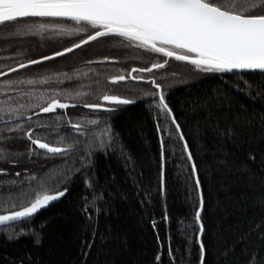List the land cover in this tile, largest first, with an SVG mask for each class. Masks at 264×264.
<instances>
[{
    "label": "trees",
    "instance_id": "1",
    "mask_svg": "<svg viewBox=\"0 0 264 264\" xmlns=\"http://www.w3.org/2000/svg\"><path fill=\"white\" fill-rule=\"evenodd\" d=\"M35 22L49 21L36 18ZM63 23L76 26L74 22ZM17 26L11 23L0 26V36L14 32ZM87 34L44 32L0 40V53L14 52L23 57L0 59V70H7V66L13 67L27 58L70 47ZM120 40L124 39L114 35L100 37L63 57L19 70L18 74L27 71H33L32 75L60 74L59 80L61 77L65 80L66 73L68 77H79V85L73 86L77 87L74 92L79 91L81 95L68 101L77 106L69 107L66 115L57 109L56 114H39L38 117L32 116L31 120L27 116L21 118L25 121V132L31 125L34 126V136L45 142L58 147H63L65 142L73 144V150L63 155H45L33 145L36 153L29 156L26 136L8 133L4 120H0V135L12 137L6 143L10 146L12 159L18 160V163L0 161V168L7 170L0 173V214L5 212L3 202L16 196L17 188L21 187L19 181L27 184L30 174L45 173L51 184L58 169L79 168L80 171L59 185L60 188H69L65 197L34 214L29 223L20 225L26 230L39 232L40 244H35L29 234L9 240L7 236L12 234L11 229L0 225V264H199V226L194 219L199 197L192 161L179 138V130L157 106L158 95H144L145 92L158 93L157 89L150 81L127 80L119 88L128 90V93L118 95L133 99L143 95L145 99L120 105L114 112H96L82 106L84 102H96L103 91L97 90L94 92L98 93L97 96L91 97L88 92L91 86L87 83L90 74L95 73L99 79L106 78L124 65L126 69L130 64L138 68L149 67L154 61L151 53L145 50L130 56L131 49L119 45ZM105 56L124 61L119 63L121 66L111 62H92ZM70 59L73 62L60 69L40 70ZM142 75H154L162 85L166 101L181 124L198 166L195 172L205 196L202 219L206 230L202 238L207 247L206 264H243V250L261 244L257 232L239 242L237 237L247 233L250 221L258 222L264 217V206L257 202L264 194V140L259 134L260 118L264 116V95H249L246 90H238L233 85H243L244 81L254 86L264 85V73H214L191 82L173 74L167 67ZM101 80L92 86L93 89L109 86L108 82ZM68 85L52 82L51 86L68 88ZM4 99L5 96L0 95V100ZM204 99L210 100V107L198 108ZM72 111L82 112L84 115L80 117L85 120L73 119ZM57 114L62 117L59 122ZM237 115L242 121L250 118L252 122L251 130L248 125L244 126V141L234 142L218 136L213 127L217 118L223 126ZM66 118L72 123L85 125L87 132H75L65 125ZM91 120L97 123L92 124ZM106 123L111 132L105 127ZM111 133L115 135L110 141ZM102 142L111 146L102 148ZM89 150L93 153L89 157L91 164L82 167L81 157L87 156ZM250 150L255 159L249 158ZM17 172L20 177H16ZM85 173L93 182L95 192L87 188ZM10 180L17 183L9 184ZM96 194H101L102 198L93 204L92 197ZM85 197L89 200L90 216L82 211ZM153 220L156 221L155 227ZM234 242L235 248L226 260L222 253ZM158 255L159 261L156 260Z\"/></svg>",
    "mask_w": 264,
    "mask_h": 264
},
{
    "label": "snow or ice",
    "instance_id": "2",
    "mask_svg": "<svg viewBox=\"0 0 264 264\" xmlns=\"http://www.w3.org/2000/svg\"><path fill=\"white\" fill-rule=\"evenodd\" d=\"M36 18L49 22H35ZM27 20L33 22L25 23L24 21ZM63 21L74 22L76 27L68 28ZM9 23L18 26L14 32L0 36V40L42 34L49 30H60L55 32L57 35L64 32L88 33L78 42L72 43L70 47H63L62 50L53 51L37 58H27L26 62H17L15 67L7 66V71L0 70V76L6 77L2 82L3 86L0 87V95L5 96L4 100H0V120H4L5 130L8 133H19L21 137H27L30 142L27 149L29 156L36 153V149L31 145L38 146L40 150H46L44 154L52 156L63 155L73 150L74 145L65 142L63 147H58L45 142L44 139L34 136V128L31 125L25 132V121L21 118L27 116L31 120L32 116L38 117L40 113L56 114L57 109L67 110L70 106L75 107L77 106L75 103L70 104L68 101L75 100L81 93L70 91L66 87L51 86L52 76L18 74L19 70L63 57L100 37L114 35L124 38L130 46L164 54L169 58L175 57L178 61L190 62L197 70L203 72L228 73L236 70L241 72L259 70L264 73V0H229L228 3H225L224 0H0V26ZM116 59L108 56L102 58L104 62ZM166 64L167 60L163 63L153 62L150 67H133L130 74H116L106 79L112 83L147 79L155 86V89L160 90L158 93L145 92L144 95L152 97L158 95L157 106L164 111L166 118H171L175 129L179 130V138L183 140L187 157L192 161L191 169L196 171L198 166L193 160L181 124L172 107L166 101L162 85L157 82L154 75H142L143 73H152L154 69L164 68ZM120 71L125 72L124 69ZM9 73L16 75L7 78ZM54 75L58 77L60 74ZM64 79L71 81L74 77H68L65 74ZM55 83L60 85L64 81L57 79ZM93 83H99V80L97 79ZM233 87L238 90H246L249 95L253 93L255 96L264 95V85L254 86L252 83L244 81L243 85L237 83ZM99 99L104 102H112L114 107H106L105 103L100 102H84L82 106L96 112H114L120 105H130L136 102L133 98L106 92L100 95ZM197 107L208 109L210 100L204 99ZM61 119L62 117L57 114V122ZM260 119L259 134L261 140H264V116ZM90 122L97 123L96 120ZM67 123L79 134L87 132L81 123L73 124L70 118ZM251 123L250 118L242 121L237 115L227 120L223 126L217 118L213 127L221 138L243 142L246 136L244 126L248 125L251 130ZM105 127L111 132L110 125L106 123ZM157 127L159 128V124ZM114 135V133L109 135L110 141ZM11 138L0 135V161L18 163V160L12 159L10 146L6 143ZM61 142H63L62 138ZM161 145L163 146V137H161ZM107 146L111 145L107 142L100 144L102 148ZM15 155L19 156L22 153H15ZM92 155L93 153L89 150L87 156L81 157L82 167L91 164L89 157ZM249 158L255 159L251 150ZM79 171V168L58 169L51 184L45 173L30 174L27 177V184L20 180L21 187L17 188L16 196L3 202L5 212L0 214V225L6 226L12 232L7 238L12 240L29 234L34 238L35 244H40L42 241L39 232L26 230L20 225L29 223L41 208L65 197L69 188H60L59 185L69 181L72 175ZM6 172V169L0 168V173ZM15 175L20 177L21 174L17 172ZM84 178L87 188L95 192L93 182L87 179L86 173ZM8 183L16 184L17 181L10 180ZM52 185L56 187L54 188ZM195 185L198 188L199 197L198 207L194 213L195 222L199 226V264H206L207 247L202 238L206 230L202 219V213L205 211V196L203 189L200 188L199 175L195 178ZM101 198V194L93 195L91 203L94 204L97 199ZM257 202L264 206V194H261ZM82 211L86 216H90L87 197L84 198ZM152 224L155 227L156 221L153 220ZM250 225L247 233L237 237V242L245 240L248 235L257 232L261 244L256 247H246L243 250V264H264V217L258 222L250 221ZM234 248L235 242L224 249L222 255L226 260ZM156 260H160L159 255Z\"/></svg>",
    "mask_w": 264,
    "mask_h": 264
},
{
    "label": "rangeland",
    "instance_id": "3",
    "mask_svg": "<svg viewBox=\"0 0 264 264\" xmlns=\"http://www.w3.org/2000/svg\"><path fill=\"white\" fill-rule=\"evenodd\" d=\"M41 23V22H40ZM66 27H68V28H71V29H74L76 26H74V25H67L66 24ZM60 30H49V31H45V32H51V33H55V32H59ZM44 33V32H43ZM65 33H69V32H64L63 34H65ZM37 35V34H36ZM119 45L121 44V46L122 45H124L123 47H126V46H128L130 49H131V54L132 55H130V56H134L135 55V53L134 52H140V51H144L145 49H141V48H137V47H134V46H130L129 45V43L126 41V40H120V43H118ZM146 52H148V53H151L150 55H152L153 56V58H154V61L153 62H164V57L162 56V55H160L159 53H153V52H151L150 50H145ZM157 54V55H156ZM129 56V57H130ZM11 58H23L22 56H20V55H17L16 53H14V52H7V53H0V59H2V60H7V59H11ZM19 62H26V60H22V61H19ZM71 62H73V60L72 59H70V60H62V61H58V62H56L54 65H52V66H45V67H42V68H40V70H42V72H49L51 69H60V68H62V67H64V66H68V65H66V64H71ZM152 62V63H153ZM119 65V64H118ZM151 65V64H150ZM16 65H14L13 67H15ZM120 66H121V64H120ZM166 67L173 73V74H175V75H178V76H181V77H183L184 79H186L187 81H195V80H198V79H200V78H203V77H205V76H207V75H210V74H213V73H210L209 74V72H203V71H201V70H197L196 68H195V66L194 65H192V64H190V63H186V62H181V61H178V60H175V59H172V58H170V60L169 61H167V64H166ZM131 68H133V66L130 64L129 65V67L126 69V65H124V67H122V69H124L125 70V72H121L120 70L121 69H118L117 71H114V72H112L110 75H107V77H110V76H112V75H116V74H119V73H121V74H130V70H131ZM138 68V67H137ZM130 69V70H129ZM21 70V69H20ZM4 71H7V70H4ZM34 71H38V70H34ZM156 71V70H155ZM32 72L33 71H27V72H21L20 74H28V75H32ZM39 72V71H38ZM11 74H13V73H9L8 74V76L9 75H11ZM67 74V73H66ZM46 76H52V81L53 82H55L57 79H58V77L57 76H54V75H51V74H48V75H46ZM74 77V79L73 80H71V81H66V80H63V77H61V80L62 81H64V83H68V84H70V85H68V89L70 90V91H73L74 92V90L77 88V87H75V86H78L79 84H78V82H79V80H78V78L79 77H75V76H73ZM88 78H89V82H87L88 83V85L89 86H91V88H89L90 90L88 91L90 94H92L91 95V97H94V96H97V94L96 93H94V92H96L97 90H99V91H102V90H104V89H106V88H101V89H93V87L92 86H94L96 83H93V81H95V80H97V79H99V77L98 76H96V74L95 73H93V74H90L89 76H87ZM86 77V78H87ZM106 77V78H107ZM3 78H5V77H1L0 78V87H2L3 85H2V82L6 79H3ZM12 78V77H11ZM85 78V79H86ZM106 78H100V79H102L101 81L103 82L104 81V83H107V79ZM2 79V80H1ZM99 79V80H100ZM126 82V81H125ZM136 82V81H135ZM138 82V81H137ZM63 83V84H64ZM101 83V82H100ZM103 84V83H102ZM73 85H75V86H73ZM97 85V84H96ZM95 85V86H96ZM101 86V84L99 85V87ZM105 87V86H104ZM118 89H116V90H118V91H120L121 93H128V90L126 91V89H120L119 87H117ZM84 90H86V88L84 89ZM115 90V91H116ZM98 92V91H97ZM111 92H113V91H111ZM101 93H103V92H101ZM114 93H116V92H114ZM120 93V94H121ZM143 96V95H142ZM136 97V99L135 100H143V99H145V97ZM72 128V127H71Z\"/></svg>",
    "mask_w": 264,
    "mask_h": 264
},
{
    "label": "flooded vegetation",
    "instance_id": "4",
    "mask_svg": "<svg viewBox=\"0 0 264 264\" xmlns=\"http://www.w3.org/2000/svg\"><path fill=\"white\" fill-rule=\"evenodd\" d=\"M164 57V61L165 60H167V61H169L170 59H167L165 56H163ZM124 61V59H116V60H110V61H107V62H111V63H117V64H119V63H121V62H123ZM101 63H105V62H101ZM120 65V64H119ZM119 74H121V73H119ZM127 81V80H126ZM144 81H146V82H148L149 80H144ZM108 82V84H109V86L106 88V89H104L102 92L103 93H107V94H120L121 92L120 91H118V90H116V89H118L117 87H121L124 83H125V81H122V82H117V83H112V82H110L109 80L107 81ZM138 82H141V81H138ZM116 90V91H115ZM111 91H113V92H111ZM114 92H116V93H114ZM103 93H101L100 95H102ZM122 94V93H121ZM99 95V96H100ZM96 102H100V103H105L106 104V107H109V108H111V107H114V104H109V103H106V102H104V101H102L101 99H99V97H98V99L96 100ZM66 111L67 110H63V114L64 115H66ZM70 115H71V117L73 118V119H84L85 120V117H80V116H83L84 114L82 113V112H77V111H72V112H70ZM68 120V118H66V121ZM73 124H75V123H73ZM65 125H67V126H70L71 127V125H69L68 123H65ZM83 125V124H82ZM84 127H86L85 125H83ZM33 128H34V126H33ZM27 138V137H26ZM28 140V139H27ZM29 146H30V142H29ZM31 147H33L34 148V146L33 145H31Z\"/></svg>",
    "mask_w": 264,
    "mask_h": 264
},
{
    "label": "water",
    "instance_id": "5",
    "mask_svg": "<svg viewBox=\"0 0 264 264\" xmlns=\"http://www.w3.org/2000/svg\"><path fill=\"white\" fill-rule=\"evenodd\" d=\"M124 39V38H123ZM91 42V41H90ZM75 50H77V49H75ZM69 54V53H68ZM160 55H162V56H165L164 54H160ZM166 57V56H165ZM58 58V57H57ZM167 59H170L169 57H166ZM55 59V58H54ZM172 59H175V57H172ZM176 60V59H175ZM44 62H46V61H44ZM93 63H100V62H104L102 59H97V60H93L92 61ZM181 62H185V61H181ZM160 63H163V62H160ZM186 63H190V62H186ZM191 64V63H190ZM32 66V65H31ZM151 66V65H150ZM149 66V67H150ZM165 67H166V65H165ZM164 67V68H165ZM161 69H163V68H161ZM154 70H160V69H154ZM153 70V71H154ZM242 72H256V73H262V72H260L259 70H255V71H252V70H244V71H242ZM240 70H236V71H234V72H228V73H242ZM217 74L219 73V72H216ZM210 74V73H209ZM214 74V73H213ZM1 77H3V76H0V78ZM153 85V84H152ZM154 86V85H153ZM155 87V86H154ZM158 92L160 91V90H157ZM106 103H111V104H113L112 102H106ZM71 104V103H70ZM89 110H91V109H89ZM40 114H48V113H40ZM36 146V145H35ZM37 148H38V146H36ZM39 149V148H38ZM40 150V149H39ZM41 151H43V152H45L46 150H41ZM187 151V150H186ZM194 176H195V178H196V172L194 171ZM53 202H55V201H53ZM53 202H51L50 204H52ZM49 204V205H50ZM45 208V207H44ZM44 208H41L38 212H40L42 209H44ZM37 212V213H38Z\"/></svg>",
    "mask_w": 264,
    "mask_h": 264
}]
</instances>
